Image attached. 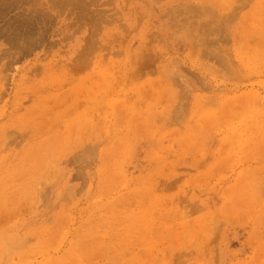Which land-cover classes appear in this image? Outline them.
<instances>
[{"label":"rangeland","instance_id":"374dc122","mask_svg":"<svg viewBox=\"0 0 264 264\" xmlns=\"http://www.w3.org/2000/svg\"><path fill=\"white\" fill-rule=\"evenodd\" d=\"M0 264H264V0H0Z\"/></svg>","mask_w":264,"mask_h":264}]
</instances>
